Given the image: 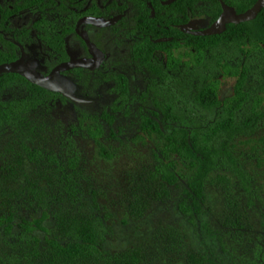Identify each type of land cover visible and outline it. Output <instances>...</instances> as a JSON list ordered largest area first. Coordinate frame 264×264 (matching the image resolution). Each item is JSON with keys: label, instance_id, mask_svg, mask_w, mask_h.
<instances>
[{"label": "rangeland", "instance_id": "374dc122", "mask_svg": "<svg viewBox=\"0 0 264 264\" xmlns=\"http://www.w3.org/2000/svg\"><path fill=\"white\" fill-rule=\"evenodd\" d=\"M38 16L36 10H29L17 16L13 24L30 27ZM46 20L53 21L54 27L47 24L49 28L63 27V16L59 14L52 13ZM130 25L128 13L124 24L115 29L93 30L92 39L99 40L109 57L80 80L77 94L81 102L60 96L44 98L26 113L30 138L16 133L12 125L0 126V214L12 203L22 205L19 212L28 217V202L23 195L16 196V189L29 180L46 189H60L68 183L72 170L69 158L76 157L74 177L83 193L82 203L67 205L61 198L56 202H63V211L80 208L100 215L108 229L103 247L123 264H209L206 258L218 264H264V122L254 133L236 137L230 146L246 173L247 187L231 170L213 171L206 180L204 211L196 225L188 223L176 205L188 170L177 154L166 151L163 136L139 128V92L147 83L148 72L131 58L132 42L126 29ZM36 33H29L24 47L47 71L56 63V57ZM77 41L72 36L67 43L73 46ZM247 48L252 47L245 46L246 52ZM156 52L166 64L167 54L160 49ZM172 56L180 60L181 70L184 63H194L198 53L194 47L181 45L173 49ZM206 56L209 60L208 53ZM239 58L241 61H233L232 67L224 59H214L217 71L207 81L217 84L220 100L234 91L238 74L229 71L242 69V60L248 57L234 54L235 60ZM256 70L248 79L250 100L260 97L263 106L264 72L262 66ZM119 74L128 79L125 96L120 91ZM26 90L23 83L15 82L1 90L0 97H23ZM104 109L117 111L112 126L100 120L104 124L100 140L112 152L110 158L100 156L96 141L88 133V127L97 124L93 116ZM27 149L40 150L42 159L30 161ZM19 158L23 159L20 164L16 160ZM170 161L178 177L175 184L165 180L162 173V164ZM56 223L53 214L46 221L51 235L57 233ZM6 253H12V249L0 242V264L7 262ZM131 254L136 259L132 260Z\"/></svg>", "mask_w": 264, "mask_h": 264}, {"label": "trees", "instance_id": "16d2710c", "mask_svg": "<svg viewBox=\"0 0 264 264\" xmlns=\"http://www.w3.org/2000/svg\"><path fill=\"white\" fill-rule=\"evenodd\" d=\"M69 1L73 6L79 7L81 0ZM255 1L169 0L165 4V14L159 17L165 20L166 31L160 33L156 29H147L144 32L138 25L136 27L139 37L131 46V58L138 67L148 72L147 83L139 92V128L146 133L163 136L166 151L177 154L188 170L186 184L176 205L186 221L193 225L197 224L198 217L204 211L207 202L206 180L213 171L231 170L240 178L243 186L247 187L246 173L230 146L236 137L254 133L259 124L264 122L262 98L250 100L252 94L248 87V79L258 71V67L262 66L264 72V8L252 20L228 23L226 29L219 34L193 35L179 30L176 23L185 22L196 13L206 14L209 21L213 22L222 10V2L234 6L239 13L252 6ZM33 2L43 11L53 5L55 13L60 16L63 15V10H68L67 0H29V3ZM144 20L141 21L142 24L145 23ZM4 21L3 18L0 28L7 27ZM40 30L41 39L52 52L58 54L59 59L66 58L65 36L75 33L73 27L66 24L61 30ZM158 37L171 39L154 41ZM181 45L194 47L198 53L194 63H184L181 66L182 71L179 70L180 60L172 56L173 49ZM245 46L252 48H247L246 52ZM159 49L167 54L168 60L164 65L157 56L156 51ZM236 53H242L243 57L248 58L242 60L245 62L242 69L229 71L230 74H238L234 91L231 96L220 100L217 84L207 81L217 71L218 63H214V59H224L226 65L232 67L233 61L239 63L242 59L235 60ZM18 54L17 45L0 47V63L11 61ZM76 71L82 77L86 70L77 68ZM118 79L121 94L125 96L128 93V79L122 74L118 75ZM15 82L26 86V94L9 99L0 97V126L12 125L16 133L30 138V119H25L26 113L47 96L67 97L33 84L17 73L0 74V91ZM116 112L115 109L102 110L93 116L97 124L88 127L89 136L96 141L102 157L110 158L113 154L100 140L104 133V124L100 120L104 119L112 126ZM26 156L30 161H39L43 157L40 150L35 149H27ZM48 157L55 159L54 155ZM16 160L19 164L23 161L22 158ZM69 160L72 170L67 177L68 183L63 184L60 189H46L34 180H29L16 189V196L23 195L28 202V217L19 212L22 205L12 203L8 210L0 214V242L12 249V253L4 256L7 262L3 264H35L36 259L38 264H123L122 260L112 256L103 247L108 229L100 215L86 213L80 208L63 211V202H56V198H61L60 200L64 199L69 203L67 205L76 201L80 205L82 203L83 193L74 177L77 158ZM162 173L170 184L177 182L172 161L162 164ZM37 212L39 215H36ZM52 214L57 219V233L53 235L46 224ZM131 257L132 260L136 259L135 254H131ZM2 259L0 256V263ZM206 259L209 264H218Z\"/></svg>", "mask_w": 264, "mask_h": 264}, {"label": "flooded vegetation", "instance_id": "af4514ba", "mask_svg": "<svg viewBox=\"0 0 264 264\" xmlns=\"http://www.w3.org/2000/svg\"><path fill=\"white\" fill-rule=\"evenodd\" d=\"M169 0H81L79 2V7L73 6L69 0H67L66 5H68V10H63V28L66 24H70V26L73 27L75 33H70L65 36V51H66V58L59 59L58 54H55L52 52V50L44 43V41L41 39L39 33L40 29H49L47 24H52L53 21H50L47 23V16L55 13V10L53 8V5H51L47 10L43 11L38 8L37 3H29V0H9L7 2H2L0 0V23L1 20L4 18V22L7 27L0 28V47H6L8 44H13L18 46V56L15 58H19L22 56V53L26 54V59L33 58L37 61V69L42 72L43 74H47L52 70L54 66H56L58 63L62 61H66L70 59L71 54L74 53L78 58H91L92 54L90 53L89 47L82 37V32L85 31L88 34V37L92 43L96 45L97 48L102 50L106 57L104 61L109 57V52H106L102 46L100 45V42L95 37L94 40L92 39L91 35L94 30L95 31H101L103 29H115L119 25H123L124 22H121L123 19L125 21L126 15L130 14V21L131 25L130 27L127 26L128 34L131 39V46L136 43V38L139 37V33L136 30V27H138L143 30L144 32L147 31V29H153L157 30L160 33L166 31L167 24L165 23V20L159 19V17L163 16L165 14V4L168 3ZM23 3H25L23 5ZM225 2H222V4ZM228 4V3H226ZM230 5V4H228ZM222 6V5H221ZM232 6V5H230ZM234 9L235 7L232 6ZM119 9H122L120 11ZM29 10H36L39 16L31 23L30 27H21V25H14L13 20L21 15L23 12H27ZM73 11H76L73 13ZM222 11V10H221ZM245 11V10H244ZM77 13V14H76ZM57 14V13H56ZM76 14V15H75ZM118 14H123V16L114 24L100 27L96 26L91 23H81L79 26H77V22L81 17L84 16H96V17H103V18H110L112 16H116ZM146 16V19L144 20L143 17ZM219 16V15H218ZM191 18H197L200 19L199 27L198 29H202L205 27H208L212 22L209 21L206 14L202 13H196L189 17V19L185 22H188ZM55 19V17H54ZM144 20L145 23L142 24L141 21ZM38 21H41L40 23ZM37 23L39 26H37ZM182 23H176V27L178 28L179 24ZM50 27L52 29L53 27ZM179 29V28H178ZM180 30V29H179ZM31 31H37L36 36L38 40H40L43 45L47 46L53 55L56 57V63L47 71H45L41 65L40 60L37 57L30 56L29 52L26 51L24 45H25V38L29 36V33ZM182 31V30H181ZM187 33V32H186ZM75 36L78 41L73 45L69 46L67 41L70 39V37ZM96 36V35H95ZM149 37L153 39L152 35L149 34ZM160 38V37H158ZM157 38L154 39L156 41ZM157 42V41H156ZM13 59V60H15ZM12 61V60H11ZM102 62V64L104 63ZM8 62V61H7ZM100 65V67L102 66ZM100 67L92 70L84 67H74L69 70H66L63 72V74L67 75L69 78H71L77 85L76 89L74 90V93L78 96V91L80 89V80L84 79V76L86 73L95 72ZM77 68H82L86 71H83L84 74L82 77L78 75L76 72ZM61 94V93H60ZM63 95V94H62ZM64 96V95H63ZM66 97V96H65ZM79 99L75 102H81L82 97L78 96ZM69 98V97H67ZM71 99V98H70ZM74 101V100H73Z\"/></svg>", "mask_w": 264, "mask_h": 264}, {"label": "water", "instance_id": "95a60500", "mask_svg": "<svg viewBox=\"0 0 264 264\" xmlns=\"http://www.w3.org/2000/svg\"><path fill=\"white\" fill-rule=\"evenodd\" d=\"M262 8H264V0H256L252 6L239 13L232 6L223 3L219 16L208 27L198 29L200 19L191 18L188 22L179 24L178 28L199 36L219 34L226 29L228 23H240L254 19ZM122 16L123 14H118L110 18H103L88 15L81 17L77 22V26L81 23H91L96 26L105 27L116 23ZM82 37L89 47L92 54L91 58H78L76 54L72 53L70 59L58 63L50 72L43 74L37 69L36 59H26V54L22 53V56L15 60L0 63V74L17 73L33 84L52 92L61 93L77 101L79 97L74 93L77 85L63 72L74 67H84L94 70L100 67L106 57L105 53L90 41L85 31L82 32ZM170 39L171 37H160L156 41L162 42Z\"/></svg>", "mask_w": 264, "mask_h": 264}]
</instances>
